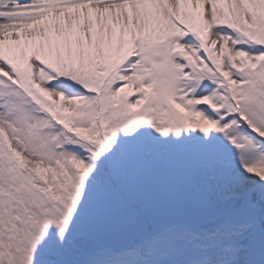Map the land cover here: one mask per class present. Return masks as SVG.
<instances>
[{
	"label": "snow or ice",
	"instance_id": "obj_1",
	"mask_svg": "<svg viewBox=\"0 0 264 264\" xmlns=\"http://www.w3.org/2000/svg\"><path fill=\"white\" fill-rule=\"evenodd\" d=\"M0 264H264V0H0Z\"/></svg>",
	"mask_w": 264,
	"mask_h": 264
}]
</instances>
